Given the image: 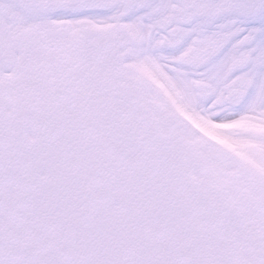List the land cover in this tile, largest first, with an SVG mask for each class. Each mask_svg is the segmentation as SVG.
Masks as SVG:
<instances>
[{"label": "snow or ice", "instance_id": "1", "mask_svg": "<svg viewBox=\"0 0 264 264\" xmlns=\"http://www.w3.org/2000/svg\"><path fill=\"white\" fill-rule=\"evenodd\" d=\"M0 264H264V0H0Z\"/></svg>", "mask_w": 264, "mask_h": 264}]
</instances>
